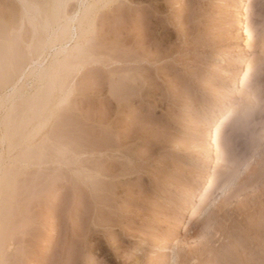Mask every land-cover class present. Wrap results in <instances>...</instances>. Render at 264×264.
<instances>
[{
  "label": "rangeland",
  "instance_id": "obj_1",
  "mask_svg": "<svg viewBox=\"0 0 264 264\" xmlns=\"http://www.w3.org/2000/svg\"><path fill=\"white\" fill-rule=\"evenodd\" d=\"M0 179V264H264V0H0Z\"/></svg>",
  "mask_w": 264,
  "mask_h": 264
},
{
  "label": "bare ground",
  "instance_id": "obj_2",
  "mask_svg": "<svg viewBox=\"0 0 264 264\" xmlns=\"http://www.w3.org/2000/svg\"><path fill=\"white\" fill-rule=\"evenodd\" d=\"M249 1L250 0H248V2ZM244 15H248L247 8L243 11V13L242 12H239L238 13L236 22L233 25V28L230 29V31H229V41L231 43L230 44L231 47H237L239 49L242 48L243 39H244V27H245L244 26L245 25ZM69 22L70 23L74 22V17L72 19H70ZM3 61H4V59H3ZM41 64L42 63H39L38 65H36L37 67H36V69H34L32 71V73L34 74V76H37L40 79H44L43 77H47V74H49L48 72H49V70L52 67L51 66L50 67L48 66L49 68H47V67H44ZM52 66H53V63H52ZM248 74H249V66L246 67V71H245V73H244V75L242 77V83H246L247 82ZM41 76H42V78H41ZM235 79H236V76H233L232 77V82L233 83L235 82ZM234 86L236 87V85H234ZM235 87H234V90H235ZM234 90H233V92H234ZM233 116H234L233 111H227L224 114H222L220 117H218V119L215 121V123L209 128V130L207 131V133L205 134V136L203 138L202 144H204L205 145V148H206V159H207V163H209V164L212 163L214 165V169H213V171L211 173L212 175H211V178L208 181V185L205 188H202L198 192V195H200V198L197 201V204H194L188 210V212L190 210H192L191 211V214H190V218H191V216L195 217L197 211H199L200 208H201V206L204 205V202H205L206 198L208 197V195L210 193V188L214 184V175L216 173V171H215L216 164H215V159H214V152H215L216 147L218 145V136H219L220 132L222 131L224 125L228 121V119H230ZM2 185L3 184H2L1 179H0V195L3 193V186ZM6 187L7 186H5V188ZM0 201H4V200H0Z\"/></svg>",
  "mask_w": 264,
  "mask_h": 264
}]
</instances>
